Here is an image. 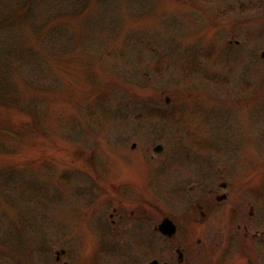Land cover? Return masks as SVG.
<instances>
[{
    "label": "rangeland",
    "instance_id": "rangeland-1",
    "mask_svg": "<svg viewBox=\"0 0 264 264\" xmlns=\"http://www.w3.org/2000/svg\"><path fill=\"white\" fill-rule=\"evenodd\" d=\"M8 44L25 59L0 54L18 104L0 107V264L94 259L96 184L181 212L202 182L227 198L181 218L184 264H264V0H0ZM142 238L96 258L167 257Z\"/></svg>",
    "mask_w": 264,
    "mask_h": 264
},
{
    "label": "flooded vegetation",
    "instance_id": "flooded-vegetation-1",
    "mask_svg": "<svg viewBox=\"0 0 264 264\" xmlns=\"http://www.w3.org/2000/svg\"><path fill=\"white\" fill-rule=\"evenodd\" d=\"M151 159L152 161L157 162L154 156H151ZM212 186L213 184H210L209 182H202L201 184H198V191L201 192L199 195L193 194L194 192L192 193V191L194 189L192 186H189L188 190L185 191L182 196V211L180 212V207L176 205L175 209L172 208L171 211L165 212L160 204L159 206L153 205L148 202L146 198H144L143 194L135 196L136 198L125 200L123 191H121L123 186L121 185L119 188L109 185L111 190L110 194L107 186L96 184L95 189L97 191H94V197L99 198L102 196L106 202L103 204V207L100 206L98 211H93V214H95L96 217L93 224H91V228L89 229L87 235L93 233L95 235L94 238L99 241V245L97 247L98 253L110 255L107 252L108 249L105 247L111 248L113 246V244L110 243L112 240L136 239L141 241L140 244L144 242V246L146 247L142 235H145L148 238L151 234H153L158 237L157 241L159 244V251L165 252L167 250V257H146L145 262L143 261L144 264H149L153 261H156L159 264H184L190 257L188 252H186V248L191 246L188 241H192L195 235H193L192 232L188 234L187 231H185V228L182 230L180 220L183 218L184 224H194L196 222L197 209H202L204 212H201V216H205V212L209 213L211 209L216 207V204L226 200L227 195L224 193L218 194ZM216 186L219 189H226L227 183L222 181L217 183ZM178 191L182 192V189L179 187ZM98 203L100 202H94L95 205ZM105 212L108 214V221V218L104 216ZM236 212L239 213L240 211L236 210ZM165 220H169L174 227V233L171 235H167L160 230V225ZM244 220L245 219H243V221ZM245 228V230H247V227ZM69 235V232L64 233V239L69 240ZM254 236H259V234L255 233ZM177 237L182 239L184 246L180 244L181 240ZM106 240H109V242H106ZM173 240L178 243L171 245ZM166 241L168 242V249L165 247ZM96 255L93 254L94 259L84 260V258L79 259L77 255L70 254L68 250L62 249L56 252L55 262H58L59 264H80L85 261L87 263L84 264H100ZM138 259L140 260V258H134V262L141 264V261H138Z\"/></svg>",
    "mask_w": 264,
    "mask_h": 264
},
{
    "label": "trees",
    "instance_id": "trees-1",
    "mask_svg": "<svg viewBox=\"0 0 264 264\" xmlns=\"http://www.w3.org/2000/svg\"><path fill=\"white\" fill-rule=\"evenodd\" d=\"M10 44H8L6 46V48L3 51H0V54L2 55V61H5V63H7L8 61L11 62H16V59L18 57V61H24L25 57L22 55L21 53V47H15V45H13L11 48ZM1 61V62H2ZM22 62H16L21 64ZM3 75L0 77V107L1 108H9V106H13L14 107L17 104L16 102V98L14 97L13 99H11L14 96V92L12 91L11 87H7L6 85H10L7 79H4V77H6L5 73L2 72ZM10 104V105H9ZM10 122H4L0 120V134L1 135H5L7 133L9 127H10Z\"/></svg>",
    "mask_w": 264,
    "mask_h": 264
},
{
    "label": "water",
    "instance_id": "water-1",
    "mask_svg": "<svg viewBox=\"0 0 264 264\" xmlns=\"http://www.w3.org/2000/svg\"><path fill=\"white\" fill-rule=\"evenodd\" d=\"M261 57L264 58V52L261 53ZM161 150H162V146L160 145L154 147L153 149L155 153H159L161 152ZM160 230L167 235H171L172 233H174V227L172 226L169 220H165L164 222H162V224L160 225ZM149 264H159V263L156 261H153Z\"/></svg>",
    "mask_w": 264,
    "mask_h": 264
}]
</instances>
